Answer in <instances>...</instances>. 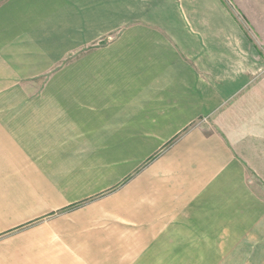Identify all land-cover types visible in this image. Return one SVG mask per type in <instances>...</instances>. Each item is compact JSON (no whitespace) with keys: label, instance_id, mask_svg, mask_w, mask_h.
I'll list each match as a JSON object with an SVG mask.
<instances>
[{"label":"crops","instance_id":"crops-1","mask_svg":"<svg viewBox=\"0 0 264 264\" xmlns=\"http://www.w3.org/2000/svg\"><path fill=\"white\" fill-rule=\"evenodd\" d=\"M48 21L54 23L49 32ZM74 28H79L76 36L81 30L88 38L122 32L114 43L61 68L41 91L35 82H25L45 73L62 54L77 51L58 37ZM258 49L225 0L5 1L0 7V264L96 261L109 244L138 245L143 238L165 246L171 259H185L184 248L176 246L187 242L176 238L191 224L204 230L201 254L213 244L219 254L211 259L221 262L227 252L218 246L227 240L222 216L210 215V197L232 186V201L246 197L245 215L235 211L232 218L247 236L231 238L229 262L264 264V195L245 183L244 163L225 139L200 130L186 134L161 158L164 172L175 174L173 183L157 182L159 206L148 210L146 222L133 213L122 240L114 237L120 235L117 225L109 228L113 212L102 205L108 198L90 203L98 202L86 212L75 207L133 168L126 156L111 154L112 148L138 150L141 165L138 132L153 134L150 145H166L193 117L218 113L264 82L256 79L264 66ZM127 132L135 134L129 142ZM249 156L248 165L264 181V156ZM141 191L134 200L143 206ZM76 245L85 246L78 257L70 247Z\"/></svg>","mask_w":264,"mask_h":264},{"label":"rangeland","instance_id":"rangeland-1","mask_svg":"<svg viewBox=\"0 0 264 264\" xmlns=\"http://www.w3.org/2000/svg\"><path fill=\"white\" fill-rule=\"evenodd\" d=\"M7 0H0V7ZM230 6L232 12L234 13L236 19L238 20L241 29L246 33L250 41L255 43L256 48L261 51L262 60H264V0H225ZM74 24L71 20L65 21V24ZM54 26L53 22L48 21L47 31L49 32L51 27ZM62 29V28H61ZM60 29V30H61ZM79 29V28H78ZM78 29H69L67 32L69 35L62 36L60 31L58 37L63 38L70 46L78 48L76 52H70L62 54V58L58 61L53 62L52 65L46 68L45 73L41 76L27 77L25 82H35V88L41 91L45 84L50 80L51 77L61 68L69 65V63L75 59H82L87 54L94 51L96 48H105L109 44L114 43L118 40V36L121 34V28L117 32L107 36H101L98 38H88L81 35V30L79 31V36H76ZM30 54H28V57ZM30 58V57H29ZM260 78V79H259ZM256 79L262 81L264 80V66L261 71L257 74ZM146 113V110H143ZM145 118V116H144ZM168 119H177L173 117H167ZM126 121L133 119L130 117L124 118ZM145 128V126H144ZM194 130H200L203 134L209 136H218L219 138H224L227 145L236 152L239 159L242 160L245 166L247 182L253 184V188L263 197L264 195V181L260 179L258 181V176L253 172V168L248 165L250 161L249 155H254L256 158H263L264 156V82H259L256 84L255 88H252L248 93L242 94L235 100L227 104L220 112L214 113L210 116H197L191 119L187 130L182 132L180 135L175 137L172 141L165 144H159L153 146L150 143L153 139V134L149 132H138L139 137L142 140V162L140 165V157L136 154L134 148H127L125 150L111 149V154L117 152L119 157L126 156L127 166L132 164L133 168L125 171V175L120 178L117 184L100 190L94 196L90 197L88 200L82 201L81 204L75 207L82 209L84 211L91 206L97 204L98 202L90 205L96 200L102 198H108L105 200L103 207L110 209L113 212L112 216L108 217L109 228H113L115 225L119 229L115 232L120 234L119 236H114L119 238V241L123 239L124 235L122 233V228L128 225L127 220L135 213L137 220H143L146 222L150 218L148 210H154L159 206L158 199L155 196L156 192L159 191L158 183L163 186L166 181L170 178L173 183L174 175L171 173L164 172L165 164L159 165V162L163 156L168 154L173 150V147L189 132ZM126 139L129 142L131 138L134 137V133L127 132ZM161 135V134H160ZM130 144L128 143V146ZM152 147V148H150ZM125 154V155H123ZM116 155V156H118ZM139 157V158H138ZM155 168V171L152 169ZM142 175V180L137 181L136 177ZM152 177L153 180L152 181ZM255 180V182H252ZM141 188V196L143 198L142 204L137 203L135 199V194L138 196L139 189ZM235 187L232 186L230 190L217 192L220 197H210L211 198V213L210 215L222 216L223 220V239L227 244H222L218 246V250H223L227 252L221 262H214L211 258H215L219 253L215 254V247L213 244H208L206 246L207 252L202 255V250L200 249L199 242H202L205 238L203 237L204 230L194 228H185L180 230V238H184L187 245L176 246L177 249L184 248L185 259L174 260L171 259L174 256H168L165 253V246L146 244L145 242L148 238H143L142 242L138 245H119V244H109L105 248V254L102 255L103 259H97L96 261H85V260H64L63 264H196L193 262L191 257H204L206 261H202V264H231L230 259V249L231 238L234 236H247L246 228H237L235 225V220H233L232 215L236 212L245 215L243 210H246V197H239L236 201H232L231 197L228 195L232 194ZM121 192L118 197L116 194ZM260 197V199H262ZM135 201V202H133ZM90 205V206H88ZM88 206V207H87ZM118 211V215H114ZM85 212L83 214H85ZM115 216L122 218L123 221L116 220ZM245 217V216H244ZM243 217V218H244ZM177 219V215H176ZM206 219V217H205ZM212 221V219L209 217ZM186 220V218L177 219ZM241 224V222H239ZM129 229L126 230L128 232ZM218 231V230H217ZM189 235L195 241L190 245L188 243ZM214 236V234H212ZM209 237V236H207ZM206 237V238H207ZM73 256H79L77 252L85 249L83 245L70 246ZM246 249V245L242 246ZM181 251V250H179ZM99 255H96V257ZM176 256H183V254ZM189 256V257H188ZM171 259V260H169ZM203 259V258H202ZM226 260V261H225Z\"/></svg>","mask_w":264,"mask_h":264}]
</instances>
